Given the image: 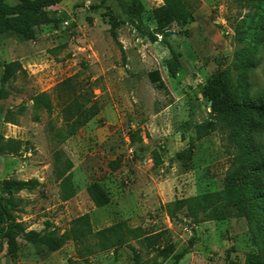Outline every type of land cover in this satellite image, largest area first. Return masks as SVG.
I'll list each match as a JSON object with an SVG mask.
<instances>
[{
	"label": "rangeland",
	"instance_id": "rangeland-1",
	"mask_svg": "<svg viewBox=\"0 0 264 264\" xmlns=\"http://www.w3.org/2000/svg\"><path fill=\"white\" fill-rule=\"evenodd\" d=\"M127 1L63 0L32 39L0 35V87L3 66L21 65L0 101V195L12 222L36 239L21 235L14 253L4 242L0 264H138L132 248L145 264H231L256 251L246 214L264 195V116L238 117L248 147L241 161L230 129L218 125L197 140L195 126L212 118L200 88L226 69L239 99H264V0H186L195 21L183 28H160L153 12L164 0H139L143 20L127 22ZM172 51L181 64L175 77L166 66ZM154 71L161 85L151 81ZM41 93L54 108L37 119L32 99ZM83 95L102 110L63 140L62 110ZM68 160L75 194L65 200L59 174ZM12 180L25 185L5 193ZM93 183L108 205L94 204ZM196 196L206 213L174 212V202ZM83 215L94 231L126 222L144 235L162 233L176 251L156 261L132 240L81 257L70 232ZM50 235L66 238L58 251H50Z\"/></svg>",
	"mask_w": 264,
	"mask_h": 264
},
{
	"label": "trees",
	"instance_id": "trees-1",
	"mask_svg": "<svg viewBox=\"0 0 264 264\" xmlns=\"http://www.w3.org/2000/svg\"><path fill=\"white\" fill-rule=\"evenodd\" d=\"M16 4L11 5L8 0H0V35L7 33H15L23 35L27 39H32L33 27L41 24L50 23L53 20L48 15L47 9L60 3L63 0H16ZM123 12L127 18V22L132 24L141 22L145 12L144 5L139 0H128L124 3ZM153 16L160 28H166L176 23L180 28L195 21L192 9L186 0H164V6L155 10ZM62 18L61 21H63ZM112 34L117 37L115 26H113ZM172 57L167 61V68L172 77H175L180 69V60L178 55L173 51ZM180 57V56H179ZM19 62H10L3 66L0 87V101L7 98L8 93L5 89L6 85L16 76ZM153 83L162 84L159 71H154L149 75ZM202 97L211 103L212 118L204 123L195 126L197 140H201L210 133L211 128L218 125L231 130L234 141L239 151L238 160L244 157L246 151L245 141L241 134L235 129L238 125V117L240 115H258L264 116V99L256 102H247L239 99L237 95L236 85L233 81L231 71L229 69L221 72L218 77L209 80L200 88ZM86 95L80 96L76 100L71 101L64 109L62 114L67 122V129L60 133L63 140H67L74 136L77 131L90 120L99 115L102 108L96 100L85 98ZM85 98V99H84ZM84 99V100H83ZM34 111L36 118L42 111L48 113L53 112L52 98L47 93H41L33 97ZM1 114V107H0ZM248 148V147H247ZM248 152L245 158L249 155ZM156 163L161 162L158 154L155 155ZM73 167L70 160L66 162V168L60 172L59 177L63 179V198L65 200L74 196L75 192L71 183V176L68 174ZM259 170L264 173V163ZM66 174H68L66 176ZM24 182L6 181L3 191L6 193L12 188L21 187ZM264 190V187L261 188ZM88 192L90 198L97 207H104L109 204L110 199L101 186L93 183ZM262 199L257 207L247 212L249 232L253 244L256 248L255 252L249 253L243 263L232 262L231 264H264V195L261 191L259 194ZM5 197L0 195V252L3 250L4 242L7 243L9 251L14 253L18 249V238L25 236L28 241L34 242V232H26L21 224H15L10 218L8 209L4 203ZM173 210L180 211L187 209L188 213L198 218L200 213H206V207L203 202V196H196L187 199L177 200L173 204ZM71 237L78 248L81 257L94 255L98 252H106L114 248L130 245L132 240H139L147 249L148 253H155L156 261L162 259L167 261L176 251L174 244L166 242L162 233L154 235H144L140 229L128 227L126 222H118L107 228L94 231L89 215H83L73 221L71 228ZM65 237L50 235L47 241L50 251H58L65 244ZM136 262L145 264L142 256L134 249Z\"/></svg>",
	"mask_w": 264,
	"mask_h": 264
},
{
	"label": "crops",
	"instance_id": "crops-1",
	"mask_svg": "<svg viewBox=\"0 0 264 264\" xmlns=\"http://www.w3.org/2000/svg\"><path fill=\"white\" fill-rule=\"evenodd\" d=\"M16 0H11V5H14V4H16Z\"/></svg>",
	"mask_w": 264,
	"mask_h": 264
}]
</instances>
